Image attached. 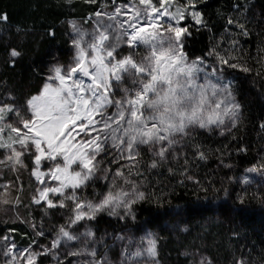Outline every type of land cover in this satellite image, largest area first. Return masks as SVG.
Wrapping results in <instances>:
<instances>
[{
    "label": "trees",
    "instance_id": "16d2710c",
    "mask_svg": "<svg viewBox=\"0 0 264 264\" xmlns=\"http://www.w3.org/2000/svg\"><path fill=\"white\" fill-rule=\"evenodd\" d=\"M126 1L0 0V14L7 17L0 19V105L25 109L52 70L73 66L71 20ZM174 6L200 13L202 23L194 18L185 22L183 51L211 70L220 68L216 75L232 82L239 118L223 131L188 128L187 134L176 135L162 160L155 155L159 147L151 145L138 146L134 167L111 150L105 152L102 171L79 197L98 202L110 190H130L123 177L116 179L117 171H123L145 199L117 217L99 213L85 225L79 223L93 237L84 244L115 262L132 257L131 264H264V0H196L195 8L190 0H174ZM238 24H244L246 33ZM219 57L237 67L221 64ZM65 206L69 208L32 207L21 221L0 219V253L3 246L34 252L54 245L59 229H69L74 215L73 206ZM125 230L132 232L133 244L109 249L108 237ZM150 240L155 255L149 252ZM38 252L34 264L75 262L73 254ZM1 259L0 264H16Z\"/></svg>",
    "mask_w": 264,
    "mask_h": 264
},
{
    "label": "snow or ice",
    "instance_id": "6c2138e0",
    "mask_svg": "<svg viewBox=\"0 0 264 264\" xmlns=\"http://www.w3.org/2000/svg\"><path fill=\"white\" fill-rule=\"evenodd\" d=\"M167 2L157 0L153 4L152 0H139L141 5L146 6V11L151 10L149 15L160 13V8ZM190 6L195 8L196 0H190ZM177 11L179 13L181 10ZM166 14L165 9L161 15ZM140 15L137 10L128 22L131 31L124 29L119 36L113 37L114 42L106 43L109 41L107 28L93 34L91 42L87 44V49L94 53L92 55L80 46L82 36L75 40L78 52L73 66L67 70L61 67L54 69L55 75L49 79L58 80L59 86L46 84L41 95L33 96L28 101L32 112L30 118L24 119L20 111L11 105L0 106V123L6 119L5 112H13L20 117L19 126L6 124L8 142L3 138L5 127L0 126V148L9 149L16 163L21 162L19 157L29 149V142L35 148L34 161L37 166L42 160L56 161L57 157L61 158L48 170L51 179L59 181V186L44 187L35 202L39 204L44 200L47 207L54 208L65 207L64 200L73 201L74 215L69 218V225L85 218L93 219L105 209L110 214H115L114 210L120 207L130 210L138 200L145 199V193L124 177L123 171H117L116 175L123 177L125 184L131 185L130 190L122 187L116 191L110 190L98 202L84 201L76 195V189L87 187L89 181L96 178V173L100 171L97 156L106 150V145L117 149L121 158L131 161L134 167L140 155L139 145H159L155 155L162 160L168 147L176 142V135L187 134L190 126L219 127L224 123L223 115L230 116L233 123L239 118L240 105L235 101L232 82L213 84L206 77L204 84L197 83V74L203 71L199 65L203 61L189 62L183 52V38L188 34V29L169 25L165 29L168 36L164 37L157 30L155 21L138 25ZM192 16L197 23L203 22L199 12H192ZM180 18H183L182 14ZM0 19L6 20L7 17L0 14ZM232 23L229 20V24ZM73 27L75 31H80L75 25ZM120 27L123 28V24ZM238 27L246 33L244 24H238ZM150 28L153 31H149ZM125 36L127 39H122ZM120 43L132 48L138 44L147 45L149 53L139 60L134 58V53L117 59L114 53ZM18 54L12 53L14 56ZM219 61L228 67H237L224 57H219ZM242 70L249 71L247 68ZM220 71V68H213L211 74L216 75ZM125 75L132 76L133 83L139 87L131 94L125 89V95L116 98L114 82L119 83ZM222 104L225 106L221 112ZM229 104L231 107H228ZM110 108H115V112H109ZM11 133L16 134L15 139ZM15 144L20 145V150L14 147ZM200 155L203 158L204 154ZM8 159L12 160L13 155H9ZM151 167H157L155 160ZM36 175L38 179L42 175L38 167ZM40 183L44 184L45 181L40 179ZM65 189L73 191L65 196ZM49 193L63 199L58 204L54 203ZM57 237L53 246H57L60 239H78L63 226ZM149 244V252L155 255V241L150 240ZM27 259L28 264H34V257Z\"/></svg>",
    "mask_w": 264,
    "mask_h": 264
},
{
    "label": "rangeland",
    "instance_id": "374dc122",
    "mask_svg": "<svg viewBox=\"0 0 264 264\" xmlns=\"http://www.w3.org/2000/svg\"><path fill=\"white\" fill-rule=\"evenodd\" d=\"M152 2L153 4H156L157 0H152ZM145 9L146 6L141 5L139 3V0H128L126 2L117 3L111 6H104L99 12V15L96 14L86 19L71 20L69 22V27L72 33V37L75 41L77 39H80V37L82 36L83 39L80 40V46L85 47L86 50L90 53V55H92L94 53L91 52V49H87V44L91 42L93 34H95L98 31H104L107 28L109 41H107L106 43L114 42L113 37L119 36L124 29H128L129 32L131 31V29L128 28V22L131 21L132 16L137 10H139L141 13V15L137 18L138 25L146 24V23L151 24L153 21H155L158 25L157 30L164 37L168 36V32L165 29H167L169 25L173 27H184L185 22L193 18L192 16L193 11L189 10L188 8H186L185 10L176 8L174 6V0H168V2L163 7L160 8V13H152L151 15H149V12L151 10L148 9L146 11ZM165 9L167 10V14L161 15V13L165 12ZM178 9L181 10L179 13L177 11ZM181 14L183 15L182 19L180 18ZM121 24H123V28L120 27ZM74 25L76 26V28L80 30L79 32L74 30L73 27ZM109 25H111V27H109ZM149 31H153V29L150 28ZM122 39L126 40L127 37L125 36ZM74 48L76 50L74 57L75 60L78 52V48L75 44H74ZM133 53L135 54L134 58L139 60L140 58L148 55L149 46L144 44H138L135 48H132L129 47L126 43H120L114 55H117V59H119L123 56H128ZM188 61L192 62L193 60H190L188 58ZM196 62L199 63V61ZM199 66L203 69V71L197 74L199 77L197 80L198 84H204L206 82L205 79L206 77L207 80L211 81V83L213 84L227 83L226 80H224L225 78L221 77L220 75H212L211 67L207 63L203 62ZM54 75H55L54 70H52L50 72L49 77H52ZM217 76L220 77L219 80H217ZM84 79L86 80V82H90L88 81L87 78ZM47 84H51L52 87H58L59 81L48 79ZM113 86H114V94L116 98H121L122 96H124L125 89H127L128 93L131 94L139 87L138 84L133 83V78L130 75H125V77L119 83L114 82ZM42 92L39 95H41ZM224 106H225L224 104L221 105V112L223 111ZM228 107H231V105L229 104ZM19 111L24 119H28L32 116V112L30 110L29 105H27L25 109ZM109 112H115V108H110ZM5 117H6L5 121L3 123H0V126L5 127V133L3 138L5 142H8L7 140L8 129L6 127V124L11 123L13 126H19L18 121L20 117H17L13 112H5ZM222 118L224 120V123L219 127L216 125H210L209 127L206 128H201L198 125H193L190 127L223 131L227 129V127H229V125L232 124L233 121L228 115H223ZM11 136L13 139L16 138L15 133H11ZM29 144H30L29 149L25 151L24 155L19 157V160L21 161L20 163H16L14 154H12L9 149L0 148V219L2 220L21 221L26 219L25 213H27L32 207L47 205L46 201L44 200H41L39 204L35 202L36 199H39V191L47 186H51V187L59 186V181L52 180L50 174L48 173V170L50 168H53L56 163L60 162L61 158L57 157L56 161L42 160L41 164L37 166L34 161L35 148L33 145H31L30 142ZM139 146H147V145H139ZM156 146L159 147V145ZM14 147L17 150H20L19 144H15ZM105 149L106 150L104 152H102L99 156H97V161H99L100 172L102 171L103 168L102 167L103 156L105 152H109V150H111L114 157H116L117 159H120L123 162H129L128 160L121 158V155L118 152V150L112 148L110 145H106ZM9 155H13L12 160L8 159ZM37 167L39 173L42 174L40 176V179L45 181L44 184H41L40 179L37 178L36 175ZM116 179H118V176ZM80 190L81 189L75 190V193L78 197ZM72 191L73 190L71 189H65L64 190L65 196ZM49 198L53 199V202L57 204L61 199H63L62 196L55 195L52 193H49ZM64 203L65 204L68 203L69 205L74 206V202L71 200H64ZM65 208H69V207L65 206L63 209ZM126 211L127 210L124 207L116 208L114 210L115 214H112V216L117 217V214H124L126 213ZM107 212L110 213L108 209H105L103 211L98 212L97 214L99 213L107 214ZM88 220H92V219L85 218L84 220L78 221L75 224L69 225V229L70 230L72 229V231L74 232L73 234H75L78 237V239L76 240L68 241L65 239L64 241L63 240L60 241L57 246H53V245L51 246L47 245L43 247L41 246L38 249L37 248L33 249L34 252H31L29 250L26 251L23 250L21 252H18L15 250L13 245H12L13 249H11L10 246L9 248L3 246L2 252L0 253V256L2 258L1 260L14 261L16 264H28L27 258L29 256H32L34 257V261H35V259H37V257L39 256L38 251H40L42 252L41 253L42 255H46V256L51 255V253L56 254V252L60 254L76 253L75 255L73 254L75 259L74 264H131L133 259L132 257L127 261H125V263L123 260L122 262H115L109 257L106 258L98 257L99 256L98 250L97 251L93 250L95 246L89 245L90 246L89 250L86 248L84 243L86 242V240L87 242L89 241L91 242V240H93V237H90L92 234L83 232L84 226H80L79 223L85 225ZM107 241L111 244L109 249L111 247L114 249L117 247L120 248L125 243L126 244L128 243V245L129 243L133 244L135 239L133 237L132 232L129 233L128 231L125 230L124 232H122L121 235H118L117 238L108 237Z\"/></svg>",
    "mask_w": 264,
    "mask_h": 264
}]
</instances>
